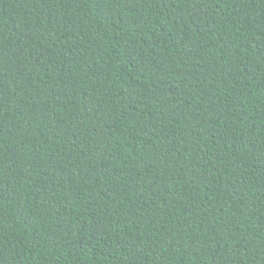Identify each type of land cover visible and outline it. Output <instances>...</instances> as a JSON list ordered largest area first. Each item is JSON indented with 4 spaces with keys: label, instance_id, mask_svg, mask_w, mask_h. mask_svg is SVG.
Segmentation results:
<instances>
[{
    "label": "trees",
    "instance_id": "trees-1",
    "mask_svg": "<svg viewBox=\"0 0 264 264\" xmlns=\"http://www.w3.org/2000/svg\"><path fill=\"white\" fill-rule=\"evenodd\" d=\"M0 264H264V0H0Z\"/></svg>",
    "mask_w": 264,
    "mask_h": 264
}]
</instances>
